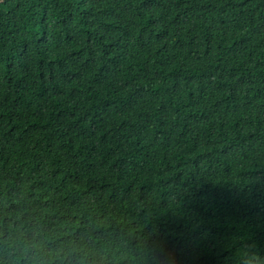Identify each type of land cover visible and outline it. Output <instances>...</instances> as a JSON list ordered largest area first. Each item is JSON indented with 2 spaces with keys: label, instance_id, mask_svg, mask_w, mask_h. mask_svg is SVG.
<instances>
[{
  "label": "trees",
  "instance_id": "1",
  "mask_svg": "<svg viewBox=\"0 0 264 264\" xmlns=\"http://www.w3.org/2000/svg\"><path fill=\"white\" fill-rule=\"evenodd\" d=\"M0 264H264V0H0Z\"/></svg>",
  "mask_w": 264,
  "mask_h": 264
}]
</instances>
